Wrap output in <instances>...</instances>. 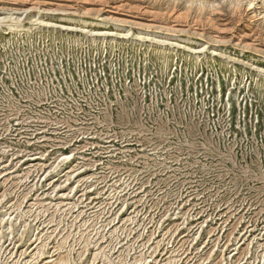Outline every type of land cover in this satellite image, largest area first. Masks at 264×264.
Returning <instances> with one entry per match:
<instances>
[{
	"label": "rangeland",
	"instance_id": "374dc122",
	"mask_svg": "<svg viewBox=\"0 0 264 264\" xmlns=\"http://www.w3.org/2000/svg\"><path fill=\"white\" fill-rule=\"evenodd\" d=\"M173 1L0 0V264H264V0Z\"/></svg>",
	"mask_w": 264,
	"mask_h": 264
},
{
	"label": "bare ground",
	"instance_id": "6f19581e",
	"mask_svg": "<svg viewBox=\"0 0 264 264\" xmlns=\"http://www.w3.org/2000/svg\"><path fill=\"white\" fill-rule=\"evenodd\" d=\"M188 1H190V0H188ZM188 1H186V2H187V6L191 3V1H190V3H189ZM233 1H234V0H233ZM239 1H240V0H239ZM239 1H238V3H239ZM246 1H247V0H246ZM170 2H171V1H170ZM172 2H174V1L172 0ZM177 2H178V1H177ZM177 2H176V3H177ZM235 2H236V1H235ZM241 2H242V0H241ZM243 2H245V1H243ZM188 3H189V4H188ZM192 3H193V2H192ZM213 3H214V2H213ZM200 4H201V3H200ZM211 4H212V3H211ZM240 4L242 5L243 3H240ZM172 5H173V4H172ZM235 5H236V3H235ZM235 5L233 4V7H234ZM237 5H238V4H237ZM237 5H236V6H237ZM170 6H171V5H170ZM203 6H204L203 4L200 5V7H199L198 10L200 11V10L204 9L205 6H204V8H203ZM208 6H209V4H208ZM217 6H218V5L216 4L215 8H217ZM238 6H239V5H238ZM210 7H212V5L209 6V8H210ZM213 7H214V5H213ZM231 7H232V5H231ZM244 7H247V10H248V11L256 10V9H257L256 6H255V1H254V0H249V1H248V4H246ZM215 8H214V9H215ZM205 9H206V8H205ZM214 9H212L213 12H214ZM236 9H237V8H236ZM215 10H216V9H215ZM218 10H219V8H218ZM257 10H258V9H257ZM174 11H175V9H174ZM174 11H172V12H174ZM220 11H221V10H220ZM234 11H235V12H234ZM237 11H238V10H237ZM170 12H171V11H170ZM216 12H217V11H216ZM232 12L236 13V10L233 9ZM234 13H233V14H234ZM237 13H238V12H237ZM197 14H199V13H196V15H197ZM174 16H175V15H174ZM177 16H178V13H177ZM177 16H176V17H177ZM197 16H198V15H197ZM170 17H172V16L170 15ZM170 17H169V18H170ZM195 17H196V16H195ZM195 17H193V18H195ZM256 17H258L259 20L264 21V11H257ZM177 18L179 19V18H181V17L178 16ZM209 18H211V17H209ZM178 19H177V20H178ZM206 19H207V18H206ZM258 19H257V20H258ZM179 20H181V19H179ZM196 20H197V19H196ZM196 20H195V21H196ZM199 20H200L199 23L201 24V20H202V18L200 19V17H199L198 21H199ZM213 20H215V19H213ZM181 21H182V20H181ZM192 21H193V20H192ZM198 21H196V22H192L193 25H196L195 23H197ZM260 22H261V21H260ZM180 23H181V22H180ZM214 23H215V22H214ZM174 24H176V23H175V19H174ZM187 24H188V22H187ZM12 25H13V24H12ZM184 25H185V24H184ZM188 25H189V24H188ZM193 25H192V26H193ZM212 25H215V24H212ZM185 27H186V25H185ZM216 27H217V26H216ZM216 27H215V28H216ZM167 28H168V27H167ZM172 28H173V29H172L173 31H177V30L174 29V26H173ZM211 28H213V27H211ZM215 28H214V29H215ZM169 29H170V28H168V30H169ZM180 29H181V28H180ZM189 29H190V27H189ZM191 29H192V27H191ZM216 29H217V28H216ZM218 29H219V27H218ZM193 30H194V29H193ZM219 30H221V29H219ZM194 31H195V30H194ZM167 32H168V31H167ZM179 32L184 33L185 31L180 30ZM200 32H201V31H200ZM257 32H258V31H257ZM259 32H260V31H259ZM255 33H256V32H255ZM261 33H262V31H261ZM258 36H259V35H258ZM222 41H223V40H222ZM202 52H203V51H202ZM196 58L199 59V58H200V55H197ZM0 221H1V223H3V221H5V218H2ZM39 244H40V243H39ZM39 244H38V245H39ZM2 251H3V249L0 248V253H2ZM4 252H5V251H4ZM4 252H3V254H4ZM3 254H2V255H3ZM10 254H11V253H10ZM38 254H40V253H38ZM13 257H14V256L12 255L11 258H13ZM12 261H13V260H12ZM12 261H11V262H12ZM28 262H29V261H26L24 264H27ZM53 262H55V261H54V260H49V261H46L45 264H52ZM3 264H4V263H3ZM5 264H7V263H5ZM54 264H67V260L64 259V260H61V261L55 262Z\"/></svg>",
	"mask_w": 264,
	"mask_h": 264
}]
</instances>
